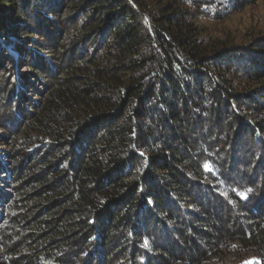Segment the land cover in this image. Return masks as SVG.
I'll return each instance as SVG.
<instances>
[{
	"label": "trees",
	"instance_id": "trees-1",
	"mask_svg": "<svg viewBox=\"0 0 264 264\" xmlns=\"http://www.w3.org/2000/svg\"><path fill=\"white\" fill-rule=\"evenodd\" d=\"M202 7L0 0L16 264H264V36L212 39Z\"/></svg>",
	"mask_w": 264,
	"mask_h": 264
},
{
	"label": "rangeland",
	"instance_id": "rangeland-1",
	"mask_svg": "<svg viewBox=\"0 0 264 264\" xmlns=\"http://www.w3.org/2000/svg\"><path fill=\"white\" fill-rule=\"evenodd\" d=\"M195 1L193 0V2ZM198 1L203 3L201 9L203 12L198 23L203 32L210 38L239 48L248 45L258 37L264 36V0ZM0 118L1 120H5L7 119V115L0 113ZM247 142L249 147L247 146ZM242 143L244 146L257 152L256 154H260V149L254 146L247 136L242 138ZM1 148L0 150L3 152L8 151V147L6 146ZM0 189H3L1 183ZM3 216L4 210L0 205V264H16L15 257L11 255L9 247L1 237L3 231L6 229L5 224L1 221ZM253 261V257L242 252H226L223 254V261L220 264H251Z\"/></svg>",
	"mask_w": 264,
	"mask_h": 264
},
{
	"label": "snow or ice",
	"instance_id": "snow-or-ice-1",
	"mask_svg": "<svg viewBox=\"0 0 264 264\" xmlns=\"http://www.w3.org/2000/svg\"><path fill=\"white\" fill-rule=\"evenodd\" d=\"M249 191H250V189H249Z\"/></svg>",
	"mask_w": 264,
	"mask_h": 264
}]
</instances>
